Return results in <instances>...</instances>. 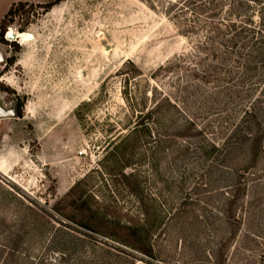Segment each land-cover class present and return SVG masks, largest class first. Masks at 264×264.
I'll use <instances>...</instances> for the list:
<instances>
[{
    "label": "rangeland",
    "instance_id": "374dc122",
    "mask_svg": "<svg viewBox=\"0 0 264 264\" xmlns=\"http://www.w3.org/2000/svg\"><path fill=\"white\" fill-rule=\"evenodd\" d=\"M50 1L0 0V264H264V0Z\"/></svg>",
    "mask_w": 264,
    "mask_h": 264
},
{
    "label": "trees",
    "instance_id": "16d2710c",
    "mask_svg": "<svg viewBox=\"0 0 264 264\" xmlns=\"http://www.w3.org/2000/svg\"><path fill=\"white\" fill-rule=\"evenodd\" d=\"M60 0H53V1H50V2H47V3H44V4H39L40 8L43 9L44 13H47L48 11H50V9L55 6L56 4H58ZM250 2V1H248ZM23 2H18L17 5L19 6H23ZM11 11H12V7H10L7 11V13L4 15V17L2 18V20L0 21V36H2L6 26H7V23H8V17L9 15L11 16ZM23 30H21L22 32ZM14 62V58H10L8 61H7V64H12ZM0 88L3 89V90H6V91H10V92H13V90H11L9 87L7 86H4L2 83H0ZM14 93V92H13ZM15 99H16V104H17V116L18 117H21L22 116V106H23V98H20L18 95H15ZM251 138H248V143L251 147V151L256 149V144L257 142L259 141V138H258V135L257 134H252L250 135ZM249 154L251 152H248Z\"/></svg>",
    "mask_w": 264,
    "mask_h": 264
},
{
    "label": "crops",
    "instance_id": "0c3cea01",
    "mask_svg": "<svg viewBox=\"0 0 264 264\" xmlns=\"http://www.w3.org/2000/svg\"><path fill=\"white\" fill-rule=\"evenodd\" d=\"M2 78L3 79H8L7 80L8 84H7V82L4 81V83L7 84V87H9L11 90L17 91V90H15V88H13V86H11V84H9L12 81L14 82V78H11V76H8V75H2L0 77V83H2L1 81H3ZM3 85L6 86L5 84H3ZM15 95H19L18 92L16 94H14L13 92L6 91V90H3V89L0 88V108L7 110L9 108V106L12 105V103L16 102L14 100L15 99ZM28 115L31 116V112H28ZM22 118H23V114H22L21 117L16 116V117H13V118H0V121H5V122L9 121L7 123L16 124V123H19V121H21ZM0 123H3V122H0ZM2 169H4L3 165H1L0 170H2Z\"/></svg>",
    "mask_w": 264,
    "mask_h": 264
},
{
    "label": "water",
    "instance_id": "95a60500",
    "mask_svg": "<svg viewBox=\"0 0 264 264\" xmlns=\"http://www.w3.org/2000/svg\"><path fill=\"white\" fill-rule=\"evenodd\" d=\"M7 35L12 37V34H7ZM5 60H6V56L0 52V65L1 66L5 63ZM16 116H17V104H16V102L13 103V105L10 109L5 110V109L0 108V118H13Z\"/></svg>",
    "mask_w": 264,
    "mask_h": 264
},
{
    "label": "bare ground",
    "instance_id": "6f19581e",
    "mask_svg": "<svg viewBox=\"0 0 264 264\" xmlns=\"http://www.w3.org/2000/svg\"><path fill=\"white\" fill-rule=\"evenodd\" d=\"M7 34H12V37L7 35V38L10 41H14L16 39V37H18V38H20L22 40H27V39L31 38V35L29 33H19V34H17L16 32H14L11 29H9Z\"/></svg>",
    "mask_w": 264,
    "mask_h": 264
},
{
    "label": "built area",
    "instance_id": "2783aa9c",
    "mask_svg": "<svg viewBox=\"0 0 264 264\" xmlns=\"http://www.w3.org/2000/svg\"><path fill=\"white\" fill-rule=\"evenodd\" d=\"M8 31H9V29H8V30L6 31V33H5V39H6L7 41H10V40H8V39H7V37H6V36H7V33H8ZM0 52H1V51H0ZM1 53H2V52H1Z\"/></svg>",
    "mask_w": 264,
    "mask_h": 264
}]
</instances>
